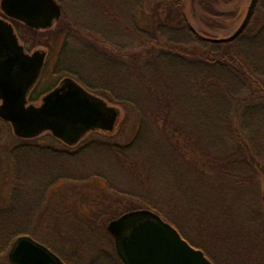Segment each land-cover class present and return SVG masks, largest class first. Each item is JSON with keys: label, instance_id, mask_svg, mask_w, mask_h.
Instances as JSON below:
<instances>
[{"label": "trees", "instance_id": "16d2710c", "mask_svg": "<svg viewBox=\"0 0 264 264\" xmlns=\"http://www.w3.org/2000/svg\"><path fill=\"white\" fill-rule=\"evenodd\" d=\"M59 1L64 13L57 24L67 34L62 55L68 42H78L81 48L71 53L84 66L59 65L56 73L109 96L125 109V118L135 116V130L127 142L108 136L75 152L34 140L12 152L39 151L44 154L35 158L53 163L102 149L138 182L120 190L139 203L125 212H156L214 264H235V257L238 264H264V0L229 42L198 31L186 0ZM201 1L209 13L204 21L227 17L211 7L227 0ZM57 179L43 184L42 200ZM75 217L94 230L96 219L92 224Z\"/></svg>", "mask_w": 264, "mask_h": 264}, {"label": "rangeland", "instance_id": "374dc122", "mask_svg": "<svg viewBox=\"0 0 264 264\" xmlns=\"http://www.w3.org/2000/svg\"><path fill=\"white\" fill-rule=\"evenodd\" d=\"M201 2V0H186L185 10L189 20L198 31L210 37L221 38L231 35L242 24L251 0L212 2L211 7L227 13V17H214L210 23L202 19V15L206 17L209 13L202 7ZM68 9L67 13L70 16L75 15L71 5ZM15 26L29 52L40 49L48 53L43 77L29 101V104L38 105L41 96L47 90L57 84L62 77L69 75L65 72L56 73L58 61H61V69L75 70L77 64L84 66V62H77L76 55L71 53L81 48L80 43L68 42L66 47L68 52L62 55L67 40L65 25L56 24L51 29L37 30V32L22 24ZM96 95L103 97L110 105L121 111L114 131L98 130L99 135L93 137L88 135L75 147L68 146L55 138L52 133L46 132L34 140L35 144L50 145L64 151L75 152L91 140H106L108 136L116 137L115 140L121 143L129 141L135 130L133 127L135 116L125 118L127 113L121 105L111 102L109 96L105 98ZM22 141L28 140L17 137L11 124L0 118V247L11 244L12 238L18 236L19 234L16 233L19 231L30 229L31 233L40 236L48 244L53 243L58 248L64 246L83 248L84 251L74 255L81 258L82 264L89 262L90 257L95 256L93 253L96 249L97 252L106 250L114 254V245L107 224L116 214L118 216L123 214L126 207L139 204L128 194L120 191L137 188L138 182L135 181V177L125 173L116 157L111 153L103 152L102 149L92 148L80 154H66L59 156L57 162L52 163L49 160L46 162L41 158H35L33 155L38 154L39 151L12 152ZM41 154L44 153H39ZM98 174H103L104 178ZM53 178L58 179L48 187L45 199L42 200L43 184L49 183ZM33 184L36 185L32 186ZM94 212H102V215L95 218L91 216ZM75 214L86 222L93 219L92 224L96 219L94 230L76 221ZM204 240L208 241L205 238ZM207 243L211 244V242ZM222 251V249L217 251L218 255H222ZM234 260L235 264H238L239 258L235 257Z\"/></svg>", "mask_w": 264, "mask_h": 264}, {"label": "water", "instance_id": "95a60500", "mask_svg": "<svg viewBox=\"0 0 264 264\" xmlns=\"http://www.w3.org/2000/svg\"><path fill=\"white\" fill-rule=\"evenodd\" d=\"M258 0H251L247 14L238 29L215 42L236 39L251 20ZM1 11L9 18L34 29H48L62 16L58 0H1ZM47 53L25 52L14 25L0 17V118L11 124L19 138H36L45 132L68 145L78 144L90 131L115 130L121 111L110 105L77 80L67 77L43 97L40 105L29 104L28 94L37 82ZM124 264H213L204 251L193 247L180 232L156 212L140 208L125 212L107 224ZM34 247L46 261L60 264L46 247L28 237L14 244V255L21 248Z\"/></svg>", "mask_w": 264, "mask_h": 264}, {"label": "flooded vegetation", "instance_id": "af4514ba", "mask_svg": "<svg viewBox=\"0 0 264 264\" xmlns=\"http://www.w3.org/2000/svg\"><path fill=\"white\" fill-rule=\"evenodd\" d=\"M0 10H1V8H0ZM0 17L9 20L14 25L15 32H16L17 36L19 37L20 43L24 46L26 53L33 54L36 50H40V49H36L33 52H29L27 50L26 45L24 43H22L21 38H20V35H19V33H18L17 28H16L15 25L16 24H22L25 27L29 28L30 30H35V31H37V30H47V29H34V28H31V27L27 26L26 24H24L21 21H18V20H15V19H11V18L7 17L2 11L0 13ZM57 23H58V21H56L52 27H54ZM52 27H50L48 29H51ZM42 51H44V50H42ZM47 55H48V53H47ZM46 59H47V56H46ZM46 59H45V64H44L43 70H42V72H41V74H40L37 82L35 83V85L32 87V89L30 90V92L28 94V101H30V97L33 96L32 94L34 93L35 89L37 88L38 83L41 81V79L43 77V74H44V71H45V68H46V65H47V60ZM59 62L60 61H58V63H57L58 65H57L56 69L59 68V65H60ZM67 77H71V78L77 80L72 75H65L64 77H62L60 79V81L57 84H55L51 89L47 90L41 96V99H40V102H39L38 105H40L42 103L43 97L47 93H49L52 90H54L55 88H57L61 84V82L63 81V79H65ZM81 85H83V84H81ZM86 89H88V88H86ZM34 100H36V99H34ZM42 135H40L39 137H41ZM39 137H36V138H23V139H25V140H35V139H37ZM86 137H84L79 143H81ZM55 138H57V137H55ZM57 139L60 140L59 138H57ZM60 141H62V140H60ZM62 142L65 143L64 141H62ZM65 144H67V143H65ZM78 144H76V145H78ZM76 145H72V146L75 147ZM68 146H71V145H68ZM110 235H111V238H112L111 240H112L113 245H114V254L113 253H110V252H107L106 250H103L102 252H97L96 251L97 249H96L94 251V253H93V255H95V256L93 258L90 257L91 260H89V262H87L85 264H124L121 256L119 255L118 249L116 247L115 238H114V236L112 234H110ZM20 237H28L33 242L38 243V244H41L44 247H46L47 251H49L52 255H54L59 260V263L60 264H82L81 258L80 257H75L74 255L77 254V252L79 253V252L84 251L83 248H81V247H77L76 248V247H69V246H67V247L64 246V247L58 248L53 243L48 244L46 241H44L43 239H41L40 236H36L34 234H19L15 238H12V240L10 242L11 244H9L10 246L7 245V246H4V247H0V264H45L46 258L44 256V254L41 253V252H39L38 249L37 248H34V247H23V248H21V251L23 252V254L21 255V257L14 255V251H15L14 244L17 241V239L20 238ZM38 237H40V238H38ZM182 237L185 238L184 235H182ZM46 264H54V263L49 262V260H47L46 261Z\"/></svg>", "mask_w": 264, "mask_h": 264}]
</instances>
